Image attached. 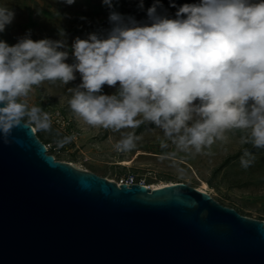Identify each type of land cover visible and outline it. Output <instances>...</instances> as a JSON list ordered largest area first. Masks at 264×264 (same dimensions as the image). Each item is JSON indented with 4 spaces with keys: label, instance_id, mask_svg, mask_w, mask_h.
I'll list each match as a JSON object with an SVG mask.
<instances>
[{
    "label": "clouds",
    "instance_id": "9594fccd",
    "mask_svg": "<svg viewBox=\"0 0 264 264\" xmlns=\"http://www.w3.org/2000/svg\"><path fill=\"white\" fill-rule=\"evenodd\" d=\"M103 4L112 8V0ZM160 6L155 0L144 22L110 12L106 35L75 39L71 64L61 50L64 40L26 35L12 46L0 40L4 142L19 127L50 131V113L29 106L28 97L45 82L67 85L78 72L82 83L68 89V106L88 127L120 132L118 153L132 151L142 138L122 130L149 124L162 131V149L174 148L164 158L211 155L213 145L227 144L237 133L241 145L264 149V0H199L180 6L175 18L158 14ZM14 16L0 6V33ZM105 85H118L117 93L102 94ZM255 160L245 148L240 165L247 169Z\"/></svg>",
    "mask_w": 264,
    "mask_h": 264
},
{
    "label": "water",
    "instance_id": "95a60500",
    "mask_svg": "<svg viewBox=\"0 0 264 264\" xmlns=\"http://www.w3.org/2000/svg\"><path fill=\"white\" fill-rule=\"evenodd\" d=\"M8 141L0 136V264H264V221L205 191L117 184L56 160L32 129Z\"/></svg>",
    "mask_w": 264,
    "mask_h": 264
},
{
    "label": "rangeland",
    "instance_id": "374dc122",
    "mask_svg": "<svg viewBox=\"0 0 264 264\" xmlns=\"http://www.w3.org/2000/svg\"><path fill=\"white\" fill-rule=\"evenodd\" d=\"M140 3L141 0H112V8H109L103 0H75L72 5L63 0H0V6H7L15 13L12 23L0 33V40L9 46L26 35L34 41L64 40L67 47L61 50L69 52L66 63L71 64L74 62L72 44L75 39H87L92 33L106 35L112 26L110 12L133 17L137 22L146 21L147 9L155 0H143V8ZM172 3L176 7H172ZM185 3L188 0H160L157 12L175 18L176 11ZM80 83L82 80L77 72L76 79L67 85L45 82L28 97L29 106H39L51 115L50 131L35 130L48 154L115 182L132 176L146 185L169 182H183L195 188L205 185V190L221 205L264 221V149L241 145L237 133L230 135L227 144L213 145L211 155L179 153L176 158H164L165 153L174 148L170 145L168 149H162V131L149 124L135 130H122L135 131L142 138L132 151L118 153L114 144L121 139L120 132L90 128L72 114L68 106L72 94L68 89ZM117 90L118 85H105L102 94L113 95ZM68 136H75V139L59 147L57 142ZM245 148L256 156L254 164L247 169L240 165Z\"/></svg>",
    "mask_w": 264,
    "mask_h": 264
},
{
    "label": "built area",
    "instance_id": "2783aa9c",
    "mask_svg": "<svg viewBox=\"0 0 264 264\" xmlns=\"http://www.w3.org/2000/svg\"><path fill=\"white\" fill-rule=\"evenodd\" d=\"M116 183L117 184H119V183H125V184L138 183V184L146 185L142 181H136V180H134L132 176L120 178L118 181H116ZM146 186H148V185H146Z\"/></svg>",
    "mask_w": 264,
    "mask_h": 264
},
{
    "label": "bare ground",
    "instance_id": "6f19581e",
    "mask_svg": "<svg viewBox=\"0 0 264 264\" xmlns=\"http://www.w3.org/2000/svg\"><path fill=\"white\" fill-rule=\"evenodd\" d=\"M172 182H169V183H165V184H170ZM165 184H160V185H148L149 188H156V187H159V186H162V185H165ZM197 189L201 190V191H205L207 193H209L208 191L205 190V185L203 187H198Z\"/></svg>",
    "mask_w": 264,
    "mask_h": 264
},
{
    "label": "trees",
    "instance_id": "16d2710c",
    "mask_svg": "<svg viewBox=\"0 0 264 264\" xmlns=\"http://www.w3.org/2000/svg\"><path fill=\"white\" fill-rule=\"evenodd\" d=\"M199 2V0H188V3H198ZM37 131H35V134H36V136H37Z\"/></svg>",
    "mask_w": 264,
    "mask_h": 264
}]
</instances>
